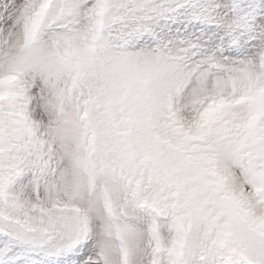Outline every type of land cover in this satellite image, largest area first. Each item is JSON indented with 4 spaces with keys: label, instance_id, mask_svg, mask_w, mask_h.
I'll return each instance as SVG.
<instances>
[{
    "label": "snow or ice",
    "instance_id": "snow-or-ice-1",
    "mask_svg": "<svg viewBox=\"0 0 264 264\" xmlns=\"http://www.w3.org/2000/svg\"><path fill=\"white\" fill-rule=\"evenodd\" d=\"M0 264H264V0H0Z\"/></svg>",
    "mask_w": 264,
    "mask_h": 264
}]
</instances>
